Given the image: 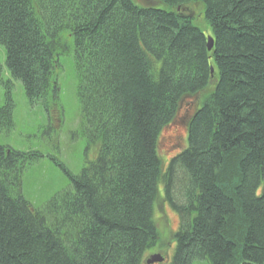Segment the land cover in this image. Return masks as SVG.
Instances as JSON below:
<instances>
[{
    "label": "trees",
    "instance_id": "16d2710c",
    "mask_svg": "<svg viewBox=\"0 0 264 264\" xmlns=\"http://www.w3.org/2000/svg\"><path fill=\"white\" fill-rule=\"evenodd\" d=\"M0 46L58 126L74 55L95 155L78 175L52 160L70 183L35 207L23 177L42 154L0 147V264H147L160 200L179 218L170 264H264V0H0Z\"/></svg>",
    "mask_w": 264,
    "mask_h": 264
},
{
    "label": "rangeland",
    "instance_id": "374dc122",
    "mask_svg": "<svg viewBox=\"0 0 264 264\" xmlns=\"http://www.w3.org/2000/svg\"><path fill=\"white\" fill-rule=\"evenodd\" d=\"M5 56V50L0 46V66L3 67L0 77V108L6 103L7 96H10L14 103V127L11 131L0 134V147H8L22 153L42 154L43 157L30 165L23 177L25 199L35 207H40L56 193L66 189L70 183L68 177L52 160L62 162L70 173L78 175L95 159V155L88 151L86 140L80 131L81 119L76 95L74 55L70 53L60 57L61 67L57 71L59 102L62 110L60 126L57 123V110L53 109L48 114L42 103L36 102L33 105L29 103L22 84L11 79L5 66ZM9 81L11 84H8ZM171 157L172 155L167 156L166 159L169 161ZM167 160L164 167L167 165ZM160 201L156 206L158 211L154 218L159 242L157 248L152 249L149 255L164 256L165 264H170L176 250L174 234L179 229V218L166 201ZM195 264L208 263L196 261Z\"/></svg>",
    "mask_w": 264,
    "mask_h": 264
},
{
    "label": "water",
    "instance_id": "95a60500",
    "mask_svg": "<svg viewBox=\"0 0 264 264\" xmlns=\"http://www.w3.org/2000/svg\"><path fill=\"white\" fill-rule=\"evenodd\" d=\"M214 47V40L210 37L208 39V51H212ZM147 264H161L164 262V258H162L160 255L159 256H153L150 257L147 261Z\"/></svg>",
    "mask_w": 264,
    "mask_h": 264
}]
</instances>
